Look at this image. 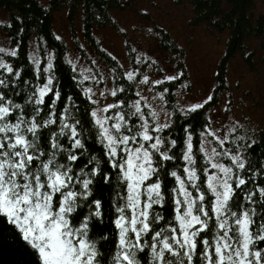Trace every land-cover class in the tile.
Segmentation results:
<instances>
[{
	"label": "snow or ice",
	"instance_id": "1",
	"mask_svg": "<svg viewBox=\"0 0 264 264\" xmlns=\"http://www.w3.org/2000/svg\"><path fill=\"white\" fill-rule=\"evenodd\" d=\"M22 33L0 46V217L36 264H264V153L249 155L257 141L212 93L186 100L183 71L135 47L125 67L102 46L88 67L63 57L65 91L43 37L24 75ZM100 183L113 229L96 238ZM113 237L107 262L101 241Z\"/></svg>",
	"mask_w": 264,
	"mask_h": 264
},
{
	"label": "trees",
	"instance_id": "2",
	"mask_svg": "<svg viewBox=\"0 0 264 264\" xmlns=\"http://www.w3.org/2000/svg\"><path fill=\"white\" fill-rule=\"evenodd\" d=\"M178 5H188L192 9L191 23L195 26H204L210 31L226 34V47L221 57L217 71L213 78L211 92L215 98L214 107H221L225 100L230 111L222 116L229 117L232 113L231 104L237 103L233 95V84L229 79V65L240 58L246 63L250 71L258 74L259 90L247 91L240 97L238 107L246 108L241 111L238 120L245 125L248 135L257 141L249 150V155L260 160L264 153V0H173ZM125 0H0V46H14V38L23 29L22 55L20 62L25 65L26 77H30L32 70L27 54L35 48L38 37L47 41L48 50L57 53L58 75L65 91L73 89V81L69 66L64 63L65 55H72L73 59L80 58V64L89 66L87 57H95L98 61L104 60L101 46L106 48L107 32L109 27H118L115 17L117 12L124 9ZM65 12L67 25L70 28L72 45L68 44L65 35H60L56 29V14ZM11 25V27H7ZM151 29V31H149ZM142 37L148 38L151 43L144 45L141 41L138 51L147 52L157 59L165 71H183L184 77L179 83H187L184 89L185 99L188 100L192 84L189 79V64L184 49L171 33L153 23L151 27L142 26ZM60 35L62 40H56ZM99 42V43H98ZM136 42H140L138 38ZM153 42V43H152ZM79 45H84L80 49ZM126 39L125 52L127 59L122 61L125 67L131 64L133 48ZM86 50V51H85ZM109 50V49H108ZM153 78L160 74L152 69ZM239 87V84L236 88ZM253 102V107L246 101ZM90 150L99 152V145L89 142ZM171 186V183L169 184ZM98 194L104 198L105 209H108L103 223H97L93 229L96 238L107 235L113 229L110 210L111 191L109 186L100 183L97 186ZM171 207H167V213ZM166 213V214H167ZM104 259L110 262L114 254V237L108 241H101ZM0 264H36L33 251L19 237L14 226L0 217Z\"/></svg>",
	"mask_w": 264,
	"mask_h": 264
},
{
	"label": "rangeland",
	"instance_id": "3",
	"mask_svg": "<svg viewBox=\"0 0 264 264\" xmlns=\"http://www.w3.org/2000/svg\"><path fill=\"white\" fill-rule=\"evenodd\" d=\"M125 7L117 12L118 27H109L107 32L106 48L122 61L127 59L125 52L126 39L139 47L141 41L147 47L150 42L147 36L142 37L140 31L142 26L151 27L153 23L168 30L178 41L185 52L190 70V81L192 84L188 100L202 99L211 92L213 78L218 68V63L225 52L226 34L210 31L204 26H195L191 23L193 13L188 5L175 4L173 0H125ZM56 29L60 35L66 32L65 38L72 45L70 28L67 25L65 12L56 14ZM124 29V31H121ZM140 42H136L137 39ZM153 43V42H152ZM73 56V54L71 55ZM126 62V61H125ZM229 79L233 84V95L237 103L231 104V119H237L241 111L246 109L238 107L240 97L245 96L247 91H258V74L250 71L249 66L240 58L232 61L229 65ZM239 84V87L237 85ZM247 105L253 107V102L247 100ZM228 105L225 100L221 104L223 109Z\"/></svg>",
	"mask_w": 264,
	"mask_h": 264
}]
</instances>
